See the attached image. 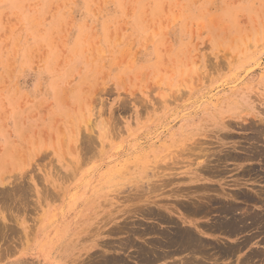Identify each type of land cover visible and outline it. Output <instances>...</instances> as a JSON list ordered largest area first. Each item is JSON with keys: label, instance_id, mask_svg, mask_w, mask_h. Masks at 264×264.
Segmentation results:
<instances>
[{"label": "rangeland", "instance_id": "rangeland-1", "mask_svg": "<svg viewBox=\"0 0 264 264\" xmlns=\"http://www.w3.org/2000/svg\"><path fill=\"white\" fill-rule=\"evenodd\" d=\"M259 128L264 0H0V264H140L165 230L143 213L178 217L176 187L256 210L230 195L264 198ZM196 152L241 158L195 183Z\"/></svg>", "mask_w": 264, "mask_h": 264}, {"label": "bare ground", "instance_id": "bare-ground-1", "mask_svg": "<svg viewBox=\"0 0 264 264\" xmlns=\"http://www.w3.org/2000/svg\"><path fill=\"white\" fill-rule=\"evenodd\" d=\"M227 123H228V121H227ZM263 131H264V129L259 128L258 132L262 133ZM260 133L253 135V137H255V140L253 138H252V140H254L256 142L258 140L257 138L260 139L261 138ZM231 147H234V146L232 145ZM207 150L211 151L209 149H207ZM198 153L196 152V155H198ZM202 153H204V152H202ZM202 153H199V154H202ZM233 153H227V154L223 153V155L219 154V156L215 154L217 156V158L215 159L217 164H216V166H213V164L211 165V162L213 160L211 161L209 156H211L212 154L214 155V153L205 152L204 154L199 155L200 160H197L195 162L193 161L192 163L190 161V164L186 165L185 168H187L188 171H186L185 174L189 177V179L192 182H195V183L204 182V180L206 178L222 176V174L225 173L224 171H226V169L224 170V166L221 165V164H224L223 162L230 161V160L233 161V160L241 158V156H239L240 154L238 155L237 153H234V154ZM249 154H248L249 157H247V159L248 158L249 159H258L262 163L263 171L261 172L260 178L262 179L261 182H264V147L263 148L256 147V149H254V151H250ZM194 155H195V153H194ZM246 156H247V154H246ZM246 156H242V158H244ZM194 158L196 159V157H194ZM202 158H205L203 162H201ZM193 159H191V160H193ZM161 164H163V163H161ZM165 164H166V162H165ZM165 164H164V169H165ZM191 167H193V168H191ZM166 168H167V166H166ZM185 168H183V169H185ZM164 169L162 168V170H164ZM168 171H170V170L168 169ZM230 171L231 170H229V172ZM252 171L254 173H256L255 170H252ZM165 172H166L165 173L166 176L172 175L171 172H167V169ZM162 174H164V172H162ZM246 174L247 173H245V175ZM248 174H250V173L248 172ZM162 180H164V179H162ZM238 180H240V179H236V181H235L237 183L236 187H238L239 186L238 184H240V183H238V182H240ZM163 182H167V181H163ZM163 182H161V184H159V186L165 185V183L163 184ZM168 182H170V181H168ZM152 183L155 184L153 181V182H151L150 185H152ZM225 185L227 186L226 183H225ZM262 187H263L262 192L264 194V186L262 185ZM153 188L155 189V185L149 186L147 189L152 190ZM179 188L180 187H176L172 190L174 195H175V198H178V199H176L177 205L176 206L174 205L175 206L174 209L178 213H176L175 210L174 211H175L176 215L178 214V217L173 218V216H170L167 213L166 214L165 213L159 214L156 211H153L152 208L151 209L149 208V210H147V212L143 213V215L150 216L151 218L157 220V222L162 223L165 230H163V231H162V229L157 230L156 228H150L148 230V232L152 233V235L153 234L155 235V236L153 235L154 236L153 239H152V236L150 237L152 239L151 241H150V239H147V240H149L148 242L150 243V245H149L150 249H153V252H152L153 256H152V258L148 257L147 256L148 252H146L144 250V248L139 247L137 249V252H138V261L137 262H139L140 264H155L156 262H162V261L163 262L160 264H254L255 262H264V251L260 250L259 248H257V249H259L260 251H258V250H256V251L250 250L249 251L248 250L247 251L248 253H246L244 256L240 255V253L243 251L244 248H247V247H250L253 245H260V244H262L264 246V236L259 237L260 234H264V209H262L261 211H258L259 210L258 208H260V207L264 208L263 195L261 196L263 198L261 200L260 199H254L253 196L251 197V196L247 195V193H244L243 191L239 190V188L233 194H231L232 196L230 195V197L231 198L233 197V199H235L236 201L241 200L242 202H244V204L247 203V205L253 204V206H255V205L261 204V206L257 207V209H258V210L256 209L257 211L256 210L251 211L249 209V207H251V205L248 206V208H246L244 206L245 208H244V210H242L241 207H239L236 203H234V202L232 203L230 201L231 199L230 200L228 199L229 196H226V192H223L224 191V183H223V187L221 185V187L219 188L220 190L216 189V187L213 188L211 185H208V184L206 185V184H202V183L196 184L192 187H190V186L186 187V189H184V190L179 189ZM227 188L225 189L226 191L228 190ZM5 190H7V189H5ZM142 190H144V189H142ZM142 190H140V191L142 192ZM155 190H153V191H155ZM140 191H137L138 193L135 192L136 195L140 194L139 193ZM258 193H259V195L261 194L260 191ZM228 194H230V193H228ZM251 195H254V194L252 193ZM131 196L133 198L135 197L134 195H131ZM149 203L158 207V209L162 208V209H165L166 212L167 211L172 212L170 210V207L168 208L167 206L165 207L164 205L158 206V205H156L155 201H150ZM147 205H149V204H147ZM139 211H141V210H139ZM159 211H161V213L163 212L162 210H159ZM211 213H215V216H214V218H212V221L210 219H206V220H210L211 221L210 223L198 221V219L201 220L202 218L208 217ZM129 223H131V222H129ZM127 224H128V222H127ZM125 227H123V228H125ZM152 227H154V226H152ZM5 228L8 229V227H5ZM129 229H126V233L130 232V231H128ZM132 231H135V230H132ZM252 231H253V233H251ZM133 233L138 234L136 232H133ZM140 235L143 237L145 234L143 235V233H140ZM205 236L211 237V238H213V240L212 239L208 240L205 238ZM218 236H221L224 238H229V239L233 238V237H236L235 239H237L238 236H240V237H239L238 242L233 243V244L231 243L230 245H227V244H224L222 242L218 243V239H220ZM215 237H217L218 239ZM139 238H140V236H139ZM222 240L223 239H221V241ZM10 242H12V240ZM132 242H134V241H132ZM225 242H226V240H225ZM130 244L132 245L133 243H130ZM134 244H135V242H134ZM251 249H253V248H251ZM92 256H93V254H92ZM113 257H111L110 259H102V261H104L105 264H115V263H119V262L121 264H125L122 260L117 259V258H113ZM95 259L97 260L96 257H95ZM170 260H171V262H170ZM89 261H91V259ZM92 261H94V260H92ZM127 264H129V262ZM259 264H261V263H259Z\"/></svg>", "mask_w": 264, "mask_h": 264}]
</instances>
